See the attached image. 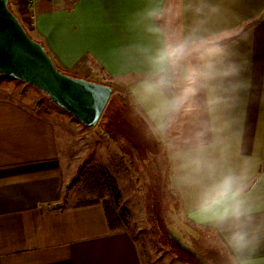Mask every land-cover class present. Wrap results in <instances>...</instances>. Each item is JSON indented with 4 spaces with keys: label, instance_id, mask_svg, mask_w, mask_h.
<instances>
[{
    "label": "crops",
    "instance_id": "crops-1",
    "mask_svg": "<svg viewBox=\"0 0 264 264\" xmlns=\"http://www.w3.org/2000/svg\"><path fill=\"white\" fill-rule=\"evenodd\" d=\"M186 3L179 0V8ZM206 3L217 9L207 20L209 28L239 33L233 48L244 64L246 84L226 113L228 124L208 155L222 166H250L247 198L255 206L257 220L264 221V0ZM145 4L146 0H11L10 8L61 71L100 83L96 77L102 73L114 84L113 94L121 96L114 109H132L130 89L140 67L128 61L124 50L147 39L134 27L135 14ZM192 23L190 12L179 17L184 29ZM0 76L6 80L0 84V264H144L135 236L125 229L111 230L101 203L65 204L68 178L55 121L29 94L14 92L19 83L33 86ZM140 118L128 124L141 135L134 130L127 137L121 128L116 132L137 151L150 152L157 174L167 173L188 222L216 234L226 247L225 234L191 212L195 191L183 182L185 173L177 156L186 121L161 138ZM253 264H264V243Z\"/></svg>",
    "mask_w": 264,
    "mask_h": 264
},
{
    "label": "clouds",
    "instance_id": "clouds-1",
    "mask_svg": "<svg viewBox=\"0 0 264 264\" xmlns=\"http://www.w3.org/2000/svg\"><path fill=\"white\" fill-rule=\"evenodd\" d=\"M216 11L206 0H187L179 9L170 0H146L134 27L147 39L124 50L128 61L140 67L130 106L157 137L168 136L186 121L177 156L183 182L195 191L192 215L225 234L229 264H253L264 243V221L257 220L247 198L250 166H222L208 155L228 124L226 113L246 88L244 64L233 48L239 33L207 26ZM184 12L193 16L187 29L178 25Z\"/></svg>",
    "mask_w": 264,
    "mask_h": 264
},
{
    "label": "rangeland",
    "instance_id": "rangeland-1",
    "mask_svg": "<svg viewBox=\"0 0 264 264\" xmlns=\"http://www.w3.org/2000/svg\"><path fill=\"white\" fill-rule=\"evenodd\" d=\"M171 4L179 9V0H172ZM101 74L96 78L102 84L114 86ZM5 81L0 76V84ZM17 85L14 92L29 94L40 102L43 113L57 125L68 178L65 204L110 201L119 217V228L135 236L144 264H229L227 248L219 237L188 222L167 173L157 174L150 152L145 148L137 151L116 132L121 128L127 137L135 134L136 128L128 123L141 119L132 109H114L117 97H121L118 92L112 93L99 123L87 127L58 108L43 92ZM136 133L141 135L139 130ZM92 168L105 170L119 190L118 198L104 186L85 187L84 180Z\"/></svg>",
    "mask_w": 264,
    "mask_h": 264
},
{
    "label": "water",
    "instance_id": "water-1",
    "mask_svg": "<svg viewBox=\"0 0 264 264\" xmlns=\"http://www.w3.org/2000/svg\"><path fill=\"white\" fill-rule=\"evenodd\" d=\"M10 1L0 0V75L37 88L79 122L95 127L112 97V87L60 71L11 10ZM97 94L107 103L94 102Z\"/></svg>",
    "mask_w": 264,
    "mask_h": 264
},
{
    "label": "trees",
    "instance_id": "trees-1",
    "mask_svg": "<svg viewBox=\"0 0 264 264\" xmlns=\"http://www.w3.org/2000/svg\"><path fill=\"white\" fill-rule=\"evenodd\" d=\"M84 184H85V187H87L89 189H94V188L104 186V188H106V190H109V191L111 190V192L115 198L117 196H119L118 188L116 186H114V184L111 182V178L106 175V172L103 168H99V169L92 168V169H90L87 172L86 178L84 180ZM98 203H101L104 206L107 221L109 223L111 230L118 229L119 224H120L119 223V217L115 213L113 204L110 201L104 200V201L100 202L99 200H93V201L85 202L82 205H94V204H98Z\"/></svg>",
    "mask_w": 264,
    "mask_h": 264
},
{
    "label": "snow or ice",
    "instance_id": "snow-or-ice-1",
    "mask_svg": "<svg viewBox=\"0 0 264 264\" xmlns=\"http://www.w3.org/2000/svg\"><path fill=\"white\" fill-rule=\"evenodd\" d=\"M104 91H106V90H104ZM93 99H94V102L99 103L101 105H104L107 103V100L104 99L102 94H97V96H95Z\"/></svg>",
    "mask_w": 264,
    "mask_h": 264
}]
</instances>
